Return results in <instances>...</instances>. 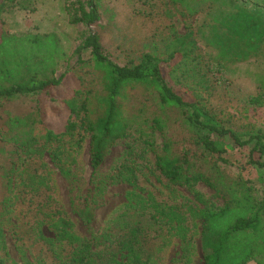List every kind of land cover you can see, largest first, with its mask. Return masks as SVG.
<instances>
[{
    "label": "rangeland",
    "instance_id": "374dc122",
    "mask_svg": "<svg viewBox=\"0 0 264 264\" xmlns=\"http://www.w3.org/2000/svg\"><path fill=\"white\" fill-rule=\"evenodd\" d=\"M88 1L0 0V31L18 36L54 33L64 54L57 63L56 76L64 74L59 87L32 98L20 96L0 101V260L3 264H67L72 252L92 237L101 241L97 250L111 245L112 252L121 255L118 244L111 241L120 237L126 226L122 222L142 221L149 226L152 215L160 217L158 227L166 238L162 239L164 244L158 237L153 240L161 248L152 253V263L203 264L199 239L204 205L187 188L167 185L164 179L155 178L150 173L154 155H143L139 140L134 136L118 140L92 174L89 132L76 129L73 135L48 141L40 127L42 121L47 128L62 130L68 118L62 101L76 87V75L91 78L85 69L77 70L75 53L88 33L98 36L104 52L115 63H136L142 54L153 49L164 56L166 40L187 34L201 12L189 17L183 5L167 0H99L100 17L96 23L73 24L71 15H79L81 5ZM200 53L205 58V53ZM89 58L88 52L82 53V59ZM183 62L182 80L178 61H170V85L192 90L202 108L223 125L239 132H264V63L250 62L218 71L204 59L200 66L191 60ZM260 94L259 102L254 103ZM156 109V104L150 106V110ZM167 115L175 121V114ZM15 117L21 120L16 125ZM170 130L173 135L189 137L181 122L172 124ZM79 134L82 140L77 144ZM223 140L232 143L228 138ZM154 141L161 149L163 140L157 132ZM132 145L136 154L133 158L138 163L135 167L140 169L135 185L123 179L130 177L127 166L132 155L128 148ZM220 158L224 161L212 160L224 174L245 181L256 200L264 197V169L248 164V148L235 146ZM193 189L211 204L223 205L204 184L195 183ZM87 195L96 207L89 225L76 211ZM132 214L134 217L130 218ZM126 229H131V225ZM185 239L192 241L191 248L184 249ZM246 264L257 263L252 260Z\"/></svg>",
    "mask_w": 264,
    "mask_h": 264
},
{
    "label": "trees",
    "instance_id": "16d2710c",
    "mask_svg": "<svg viewBox=\"0 0 264 264\" xmlns=\"http://www.w3.org/2000/svg\"><path fill=\"white\" fill-rule=\"evenodd\" d=\"M167 1L183 5L189 17L198 12L201 17L196 22L193 19L187 34L166 40L164 56L153 49L142 54L136 63L121 65L106 55L98 36L93 33L84 36L75 51L77 70L85 69L92 76L88 80L75 74L77 85L62 101L68 113L63 129L55 131L41 121L43 137L53 141L73 135L76 129L89 132V162L94 174L118 140L134 136L140 141L143 155H154L150 173L155 178L164 179L167 185L187 188L204 205L199 239L203 264H246L252 260L264 264V197L256 200L245 181L230 178L216 165V160L224 161L220 157L236 146L248 148V164L264 169V132H239L223 125L202 108L192 90L172 86L167 79L172 60L178 61L182 80L183 60L200 66L204 59L218 71L250 62L264 63V0H255L253 4H250L252 0ZM98 5L99 0L81 5L79 15H71L72 23L87 26L96 23L100 17ZM1 14L0 4V18ZM200 51L205 53V58ZM83 52H88L90 58L82 59ZM63 56L54 33L18 36L0 31V101L20 96L32 98L59 87L64 74L56 76L57 63ZM260 97L261 94L253 102L258 103ZM34 104L40 114L36 99ZM152 104H156V110H150ZM169 112L175 114V121L168 118ZM13 122L16 125L21 120L15 117ZM176 122L185 125L189 137L171 133L170 127ZM155 132L163 140L161 149L154 141ZM223 138L232 143H226ZM81 140L79 134L77 144ZM128 149L132 155L131 166H127L130 177L123 179L135 185L140 169L135 167L138 163L133 158L136 155L133 145ZM199 182L223 201L221 207L204 200L193 189ZM95 208L88 195L76 207L85 225L92 222ZM129 217L133 218L134 214ZM149 217V226L142 221L122 222L126 226L120 231L118 242L111 241L118 244L121 255L112 252L111 245L97 250L101 241L92 237L72 252L67 264H154L150 261L152 253L160 250L166 238L158 227L160 217ZM60 222L64 225V221ZM127 225L131 229L127 230ZM157 237L161 244L153 241ZM191 245L192 241L185 239L184 249Z\"/></svg>",
    "mask_w": 264,
    "mask_h": 264
}]
</instances>
